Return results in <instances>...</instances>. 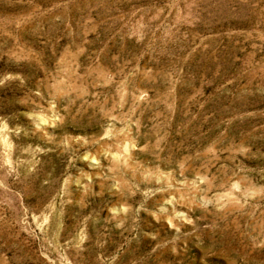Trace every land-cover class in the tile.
Here are the masks:
<instances>
[{"label": "rangeland", "instance_id": "obj_1", "mask_svg": "<svg viewBox=\"0 0 264 264\" xmlns=\"http://www.w3.org/2000/svg\"><path fill=\"white\" fill-rule=\"evenodd\" d=\"M0 264H264V0H0Z\"/></svg>", "mask_w": 264, "mask_h": 264}]
</instances>
